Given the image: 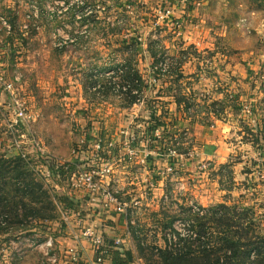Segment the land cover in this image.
I'll list each match as a JSON object with an SVG mask.
<instances>
[{"label": "rangeland", "instance_id": "obj_1", "mask_svg": "<svg viewBox=\"0 0 264 264\" xmlns=\"http://www.w3.org/2000/svg\"><path fill=\"white\" fill-rule=\"evenodd\" d=\"M179 1L182 0H0V135L11 130V137L32 155L49 151L58 160L78 161L83 166L93 162L94 159L85 162L83 157L99 151L98 139L104 144L100 156L113 161L112 157L125 152L131 141L127 130L138 125V137H144V131L160 119L164 126L172 128V135L178 133L183 143L179 151L184 157L175 159L172 177L160 180L164 188L169 184L174 191L169 212L159 213L155 206H143L139 212L147 220L138 223L161 226L167 234L164 237L151 228L153 232L148 237L133 238L138 249L136 257L147 260L150 248L159 257L166 239L176 236L177 228L192 234L193 218L209 215L215 205L253 208L264 220V124L260 137L243 126L245 116L258 120L264 96L259 99L255 92L251 94L254 100H249L246 92L231 97V101L219 96L226 88L215 82L222 77L219 71L229 73L226 61L233 52L260 55V46H264V34H259L264 33L260 27L264 0ZM222 22L231 24L230 28ZM195 37L200 43L198 51L192 45ZM255 37L258 42L253 41ZM195 58L203 60V64L196 62L197 69L190 72L188 63L198 61ZM213 61L214 70L210 69ZM208 68L209 72L204 73ZM136 71L141 80L135 77ZM130 73L133 81L127 79ZM210 73H215L213 82L218 86L215 96L216 89L208 86L204 92L197 88L201 95L196 93L193 86L211 83ZM228 77L238 83L237 76ZM132 95L138 97L133 105ZM173 101L176 113L178 107L181 112L178 118L187 120V126L180 129L174 113H170ZM226 101L237 107L236 128L241 130L236 140L232 139L234 144L217 158H204L199 155L203 143L197 136L207 129L206 124L214 128L207 118L208 102L212 120L216 121V115L226 111ZM17 102L23 104L29 117L23 122H16L20 108ZM245 104H250L246 110ZM243 132L250 137L249 142L247 137L238 138ZM170 148L171 143L162 144V151ZM140 149L146 151L142 146ZM142 156L145 154L133 161H122V173L117 175L119 186L123 181L125 187H134L127 190L135 197L154 180L157 165L163 169L169 164L165 156L155 155L144 166L138 163ZM98 159L91 165L97 166ZM30 180L40 183L50 196L38 188L46 201L38 207L45 210L47 217H55L56 203L62 202L64 191H53L36 174ZM165 213H169L167 218ZM170 215L180 218L185 228L181 221L173 222ZM22 229L23 226L16 227ZM140 246L147 255L141 253Z\"/></svg>", "mask_w": 264, "mask_h": 264}, {"label": "built area", "instance_id": "obj_2", "mask_svg": "<svg viewBox=\"0 0 264 264\" xmlns=\"http://www.w3.org/2000/svg\"><path fill=\"white\" fill-rule=\"evenodd\" d=\"M185 1L186 0H182L179 2L184 3ZM7 87L11 89L12 85L9 84ZM206 94L209 93L207 92ZM209 96L210 95H207V97ZM17 103L20 108L19 112L16 114V122H23L29 117L23 104L21 102ZM154 124L155 125L152 124V126L148 127L146 131H144V137H138L136 134L139 125L136 129H128L127 134L130 133L131 141L127 144L128 140L126 139V151L115 154V157H112L113 161H110V158H106V160L100 156L101 149L104 145L101 139L96 141V146L99 151H96L97 153L95 154L92 152L93 155L90 157H83L85 162L94 159L93 162L88 165L83 164V166H80L82 162L78 161L69 163L63 160H58L49 151H42L40 154L35 156L26 151L25 148H22V146L18 145L17 139L11 137V135H13L11 130H6L3 136L0 135V156L5 153H16L26 159L28 155L35 157L40 163L37 166L36 171L39 172L40 177L52 188L53 191L55 190L53 188L54 185L56 190L58 189L59 191H64V193L69 197H73L75 195L83 198V200H87L94 207L100 209L101 211H105L107 215H109V218L115 222H119L122 219L127 221L128 231L126 236L130 239V242L134 237L144 239L148 237V233H152L153 231L165 237L167 234L160 226L155 225L151 227V224H149V226L145 227L140 224L145 222L147 219L139 216V212L143 206H147L148 209L152 206H156L159 213H163L165 211L169 212L168 207L172 201L170 195L174 191L170 188L169 184L164 188V181L160 182V180H166L167 178L164 179V176L172 177L175 173V159L184 157V154L179 151V147L183 143H181L178 133H176V135H172L170 133L172 128L164 126V124L161 127H157L156 123ZM7 134L8 138L5 137ZM167 135H172V137L168 138ZM165 141L168 143L170 142L172 146V148L166 152L162 151V144ZM141 146L146 151L141 150ZM143 153L145 156L140 157L141 159L138 161L139 164L144 166L149 165V158L155 155H159L160 157L162 155L165 156L169 161V164H167L163 169L160 165H157V168H155L156 173L153 174V176H155L154 180L149 181V183L143 187L144 191H139L141 192V195L135 197L133 195L134 193L128 191L127 188L120 189L118 183L119 178H117V175L118 172H120L119 166H121L120 163H122V161H133ZM190 155L192 154L190 153ZM96 157H99L97 162L98 165H91L96 162ZM156 164L157 163H153V166H156ZM203 167L206 166L203 165ZM126 192H130L131 195L127 197L125 194ZM192 206L196 208V205ZM72 215V213H68L65 216V221H69L68 217ZM178 221H181L180 223H182V220ZM41 224H43V221H35L29 229L21 231L20 234H18L10 242L4 244L0 250L3 249L4 251L6 248L13 247L17 258L22 257L26 249L29 248V244L35 242V239L31 238V236L36 232ZM74 224L80 232L78 239L91 243L96 254V258L91 262V264H109L108 256L110 252L112 250L123 251L129 242V240L124 237L107 233L104 227L82 217L80 212L76 215ZM182 226L185 228L186 224L182 223ZM151 228L153 231L150 230ZM177 230V232H181L183 234L186 233L185 229H182L181 231L177 228ZM193 233L194 232H192V234ZM44 246L49 250L53 249L55 246L54 237H49ZM137 251L138 249L136 248V252ZM126 255V261H124L125 264H148L144 258L134 257L132 252H127ZM128 255H130V257ZM69 259L71 263L78 264L82 262L83 254L80 250H72L69 253ZM45 261V264H49L48 260L45 259ZM51 261L57 262L58 260L54 257L51 258ZM12 262L17 264V261L14 259H12ZM116 264L118 263L116 262Z\"/></svg>", "mask_w": 264, "mask_h": 264}, {"label": "trees", "instance_id": "obj_3", "mask_svg": "<svg viewBox=\"0 0 264 264\" xmlns=\"http://www.w3.org/2000/svg\"><path fill=\"white\" fill-rule=\"evenodd\" d=\"M97 17L99 16H96V21ZM135 77L142 79L137 71ZM127 79L133 81V74H128ZM137 99V96L132 95L131 105ZM163 124L160 119L156 126L161 127ZM167 137L170 138L172 135ZM39 164V161L30 155L27 159L16 153H5L0 156V248L21 231L29 229L35 221L44 222L54 218L47 217L45 210L38 207L46 201L37 189L40 188L45 195L47 192L40 183L30 180L33 174L40 176L36 171ZM168 214L165 213L166 218ZM5 215L8 217L5 218ZM170 217L173 222L180 219L171 215ZM193 220L194 224L190 225L193 234L176 232V236L174 235L172 239H166L165 247L160 249L164 251H161L158 258L157 254L153 253L154 248H150L148 260L144 258L146 262L148 264H264V220L253 208L222 203L212 207L209 215L197 216ZM17 226H23V229L16 230ZM161 229L164 231L163 228ZM176 239L177 243H172ZM139 248L143 255L148 254L145 248L142 246ZM116 262L125 264L123 259Z\"/></svg>", "mask_w": 264, "mask_h": 264}, {"label": "crops", "instance_id": "obj_4", "mask_svg": "<svg viewBox=\"0 0 264 264\" xmlns=\"http://www.w3.org/2000/svg\"><path fill=\"white\" fill-rule=\"evenodd\" d=\"M224 1V0H223ZM227 1V0H225ZM211 2V1H210ZM212 4V2H211ZM257 5V4H256ZM226 9L227 7H223V9ZM254 9V8H253ZM255 10V9H254ZM239 19V18H238ZM236 21H239V20ZM243 19H240L239 23H242ZM223 26L230 28L231 24H227L226 22H222ZM261 28H264V19L261 22ZM229 25V26H228ZM240 25V24H239ZM259 34H264L263 32H259ZM210 42V45L213 44V38H210L208 40ZM253 41H259L257 37L253 38ZM264 43V41H263ZM192 45L195 48V50L198 51L200 43L197 40V38H194V41H192ZM203 45V41H202ZM260 50L261 52L255 55H252L250 52L244 53L243 51H239L238 53L233 52L229 56V60L226 61V67L227 70L229 68V73H225L222 71H219L218 73L221 74L222 77H218L219 80H215V76L213 75L215 73H210L212 77H208V80L211 81V83L206 85H197L193 86V90L196 93H199L200 95L202 92L206 91V87H212L214 90V96L215 92L217 91L218 86L214 84L213 80L215 82L221 84V87L223 86L226 88L224 93H221L219 96L226 97L227 99L231 97H237L242 95H245L247 92V97L249 100H254L253 96L251 94H254L255 92L259 94L258 98H262L264 96V46ZM235 50H238L239 47L234 46ZM196 60L189 59L190 61L188 65L191 66L190 72H192L194 69H197L198 63L203 64V60H200L198 58H195ZM187 61V62H188ZM186 62V63H187ZM215 61L212 62L211 68L212 70L216 69ZM185 67V65H184ZM209 68L204 73H208ZM237 76L238 77V83L234 82L232 83V80L230 81V77L228 76ZM217 76V75H216ZM214 78V79H212ZM217 79V78H216ZM226 81V83H224ZM197 84V83H196ZM200 88V91H196L197 88ZM220 87V88H221ZM239 92V93H238ZM239 94V95H238ZM217 95V94H216ZM251 95V96H250ZM214 100H221V99H214ZM212 101V100H211ZM232 101V100H231ZM257 102V101H255ZM173 106L171 107L170 113H174L175 121L178 124V127L180 129V126H187V120L179 119L178 116L180 115L179 108L174 109V106L176 103L173 101ZM175 104V105H174ZM210 104L208 102V113L207 118L209 123L213 124V129H210L209 126L206 127L207 129L202 132L201 136H197L198 140H202L203 143L200 146L199 155L204 156V158H217L220 154H222L223 150H226V147H230L234 144L232 139L235 141V136H237L238 130H241V128H236L237 122H239V117L235 113L236 106L233 105V103L226 101V111L223 113H220L219 115H216V118L218 120L213 121L212 118L214 117L210 109ZM261 108L259 110V114L257 111V119L252 120L249 116L246 117V122L243 124V126L251 128L252 131L257 132V136L260 137L262 135V127L264 124V104L260 102ZM250 104H245L244 107ZM257 103L255 104L256 108ZM171 104H169V107ZM243 107V106H242ZM240 108V107H239ZM228 109V110H227ZM244 110V108H243ZM245 112V110H244ZM236 115V117L233 118V116ZM243 127V128H244ZM236 128V129H235ZM200 130H202V127H199ZM198 129V130H199ZM197 130V131H198ZM195 131L194 134L197 133ZM196 136V135H195ZM247 137L246 140L249 142L251 139L249 136H247L246 132H243L241 134H238V138ZM197 139H195V142H197ZM120 173L122 171L120 170ZM122 184H120V189L127 188L128 190H134V187H125V184H123V181H121ZM53 184V183H52ZM122 186V187H121ZM53 188L56 190V188L53 185ZM56 191H59L58 189ZM127 197L131 195L130 192L125 193ZM61 203H56L58 214L46 222H43L39 226V228L36 230V232L31 236V238L35 239V242L32 244H29V248L26 249L24 255L22 257H18L15 253V250L13 247L6 248L4 251L3 249L0 250V264H15V262H12V259L17 261V264H45V259L48 260L49 264H73L71 263L69 259V253L72 250H80L83 254V260L82 262L78 264H91V262L96 258V254L93 250V247L91 243L85 240L78 239L79 237V230L75 227L74 220L76 215L80 212V215L84 218H87L91 220L92 222L96 223L97 225H100L105 228V231L109 234H115L119 235L121 237H124L125 239L129 240L128 244L125 246L123 251H114L112 250L108 256L109 258V264H116L117 260L123 259L126 261V253L132 252L134 257L136 256V247L134 245V242H130V239L126 236L128 231V223L124 219L120 220L119 222H115L109 218V215L105 211H101L100 209L94 207L92 204H90L87 200H83V198L79 196H73L69 197L67 194L63 193ZM156 208V206H155ZM157 210V208H156ZM68 213H72V216L68 217L69 221H65V216ZM54 237L55 239V246L53 249L49 250L47 249L44 244L46 243L47 239L49 237ZM130 250V251H129ZM57 258V262L51 261V258Z\"/></svg>", "mask_w": 264, "mask_h": 264}]
</instances>
